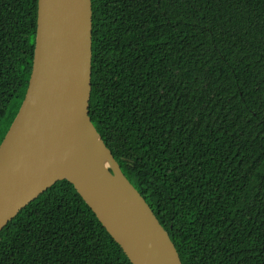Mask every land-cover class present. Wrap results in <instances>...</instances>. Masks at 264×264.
<instances>
[{"label": "trees", "instance_id": "1", "mask_svg": "<svg viewBox=\"0 0 264 264\" xmlns=\"http://www.w3.org/2000/svg\"><path fill=\"white\" fill-rule=\"evenodd\" d=\"M90 116L183 264H264V0H92ZM38 0H0L2 142ZM0 264H133L67 179L0 231Z\"/></svg>", "mask_w": 264, "mask_h": 264}, {"label": "water", "instance_id": "2", "mask_svg": "<svg viewBox=\"0 0 264 264\" xmlns=\"http://www.w3.org/2000/svg\"><path fill=\"white\" fill-rule=\"evenodd\" d=\"M92 0H38L33 68L0 143V231L67 179L133 264H183L90 116Z\"/></svg>", "mask_w": 264, "mask_h": 264}, {"label": "rangeland", "instance_id": "3", "mask_svg": "<svg viewBox=\"0 0 264 264\" xmlns=\"http://www.w3.org/2000/svg\"><path fill=\"white\" fill-rule=\"evenodd\" d=\"M5 124L4 123H2L1 125H0V136H1V133H2V130H4V126Z\"/></svg>", "mask_w": 264, "mask_h": 264}]
</instances>
